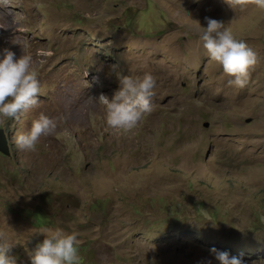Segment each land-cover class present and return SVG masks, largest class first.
<instances>
[{
    "label": "rangeland",
    "instance_id": "374dc122",
    "mask_svg": "<svg viewBox=\"0 0 264 264\" xmlns=\"http://www.w3.org/2000/svg\"><path fill=\"white\" fill-rule=\"evenodd\" d=\"M205 17L257 54L243 88L202 47ZM198 22L199 25L196 23ZM31 55L39 103L0 121V236L17 264L45 227L76 232L79 264H264V10L253 0H0V50ZM155 80L131 130L90 97ZM63 117L34 151L14 137Z\"/></svg>",
    "mask_w": 264,
    "mask_h": 264
},
{
    "label": "clouds",
    "instance_id": "9594fccd",
    "mask_svg": "<svg viewBox=\"0 0 264 264\" xmlns=\"http://www.w3.org/2000/svg\"><path fill=\"white\" fill-rule=\"evenodd\" d=\"M253 3L257 9L264 10V0H253ZM204 19L206 27H200L202 33L199 40L208 58L230 77L228 85L243 88L257 63L256 52L243 40L235 38L224 22L209 17ZM118 79L119 87L111 98L102 92L90 98L104 107V119L108 127L127 131L133 129L143 116L151 113L155 80L147 72L142 77L125 75ZM39 92V81L32 67L31 55L17 57L9 49L0 50V121L16 118L23 110L37 106ZM62 120L63 117L50 118L39 114L26 131L15 135L16 147L22 151H34L38 139L53 134L58 121ZM40 235L43 239L29 255V264H79L80 241L76 232H68L60 227H45L40 230ZM13 247L6 238L0 236V264H17L16 257L10 254ZM209 254L217 264H243L240 258L214 247L209 249ZM206 264H212L211 260L206 261Z\"/></svg>",
    "mask_w": 264,
    "mask_h": 264
},
{
    "label": "water",
    "instance_id": "95a60500",
    "mask_svg": "<svg viewBox=\"0 0 264 264\" xmlns=\"http://www.w3.org/2000/svg\"><path fill=\"white\" fill-rule=\"evenodd\" d=\"M0 153L4 156L9 155L7 140L2 130H0Z\"/></svg>",
    "mask_w": 264,
    "mask_h": 264
}]
</instances>
